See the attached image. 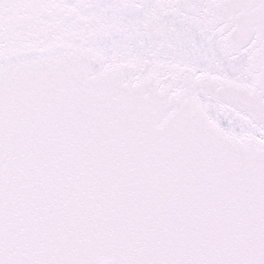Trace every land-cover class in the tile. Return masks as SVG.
I'll return each mask as SVG.
<instances>
[{"label": "snow or ice", "instance_id": "obj_1", "mask_svg": "<svg viewBox=\"0 0 264 264\" xmlns=\"http://www.w3.org/2000/svg\"><path fill=\"white\" fill-rule=\"evenodd\" d=\"M0 264H264V0H0Z\"/></svg>", "mask_w": 264, "mask_h": 264}]
</instances>
